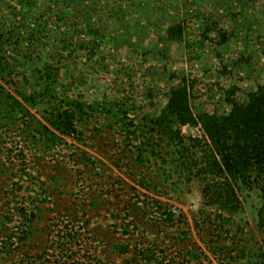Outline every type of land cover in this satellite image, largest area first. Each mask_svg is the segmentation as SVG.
Returning a JSON list of instances; mask_svg holds the SVG:
<instances>
[{"label": "rangeland", "instance_id": "1", "mask_svg": "<svg viewBox=\"0 0 264 264\" xmlns=\"http://www.w3.org/2000/svg\"><path fill=\"white\" fill-rule=\"evenodd\" d=\"M162 2L136 0L130 11L152 19L159 35L141 48L148 53L144 78L158 82L141 103L142 89L122 86L131 49L120 50L125 65L122 57L96 61L113 53L110 45L98 54L88 48L96 34L87 30L65 46L64 27L47 31L50 0L33 7L0 0V264L258 262L259 192L240 195L241 212L202 200L207 180L199 183L197 169L211 152L202 124L173 123L170 141L152 121L160 122L167 93L182 79L196 114L207 100L220 109L215 91L236 88L244 100L259 92L264 0H166L157 11ZM111 6L92 17L111 22L108 39L112 22L122 27ZM41 22L29 36L26 30ZM178 22L184 39L171 42L165 30ZM24 32L28 38L20 41ZM135 82L143 85V77ZM193 160L202 163L196 168Z\"/></svg>", "mask_w": 264, "mask_h": 264}, {"label": "trees", "instance_id": "2", "mask_svg": "<svg viewBox=\"0 0 264 264\" xmlns=\"http://www.w3.org/2000/svg\"><path fill=\"white\" fill-rule=\"evenodd\" d=\"M26 1L27 7H33L35 4L40 3L42 0H23ZM136 0H50V6H48L43 13L49 17L48 24L50 25L52 20L53 25L51 29L47 31L56 33L58 30L65 28L62 42L65 46H69L71 39L78 38L84 34L87 30L98 36V40L101 41L91 42L88 48L92 52L99 53L100 48L109 47L113 51L109 56H100L99 60L104 61L108 57L121 58L126 64V58L121 53V49H125L134 53L132 55V64L128 66L129 74L126 75L128 78L123 79L122 86H129L128 83H132L131 87L137 91H143L141 94V103L147 102L153 97L156 86L147 82L144 78L142 71H145L144 61L142 62L143 56H147V52H142L141 48L144 47V43H147L151 35L154 37L159 36L156 30H153L151 24L153 20L147 19V22L141 21L140 14L131 13V9L136 5L134 2ZM129 2L131 5L129 6ZM133 2V4H132ZM111 11L108 13L112 17H116L122 27L117 22H112V26H117L114 28V32L110 34V39H108V34H106L110 29L106 26L105 22L99 20L98 23H94L92 17L96 13L100 12L105 8H109L111 5ZM114 4V6H113ZM161 5H158L157 11L166 9V0H163ZM138 5L144 6L142 2ZM26 17V16H25ZM126 17H129L126 19ZM138 18V19H137ZM23 20L26 18H22ZM136 27L132 25V20H136ZM35 20V19H34ZM25 21L21 25V29H25ZM38 21V20H36ZM35 21V22H36ZM172 24L167 27L166 34L171 42H182L184 39V29L182 28V23ZM105 24V25H104ZM43 22L36 25L37 29H32L30 31L26 30L27 33L33 32L31 37H34L35 31L41 30L43 27ZM97 26L96 28H94ZM47 27V26H45ZM149 31H147L148 29ZM137 30V32L133 30ZM156 31V33H155ZM20 33L19 40L25 41L27 33ZM144 33L143 38L142 35ZM133 34L136 36L133 37ZM137 37V43H133V39ZM139 41V42H138ZM139 43V44H138ZM158 43H160L158 41ZM127 47V48H126ZM110 50V51H111ZM115 54L117 56L115 57ZM100 55V54H99ZM140 64L143 68H140ZM105 69L106 67L103 66ZM140 68V69H139ZM108 69V68H107ZM143 77V85L141 83L137 84L136 78ZM188 80L182 79V82L171 89L167 96L169 98V103L166 112H163L162 116L159 117L160 122L152 121L155 126L159 125L163 136L166 138L170 137L171 127L174 124L187 125V124H198L201 123L202 127L205 129L206 137L210 140V157L205 161L204 165L199 160H193L196 163V168L198 164H201L198 173L196 175L199 178V183H202V177L205 176L204 189V201L208 200L210 204L215 207H220L228 210H234L233 212H238L243 209L242 200L239 199L241 194L250 191H258L261 199V209L259 210V228L264 230V85L261 86L260 90L256 94H250L249 99H240L234 95L235 89L232 92L226 93V95H219L218 91H215L213 96L220 103V109L214 106V102L207 100L203 101L201 104V111L196 114L192 106V95L191 88L188 84ZM153 85V87L151 86ZM158 87V86H157ZM131 88V89H132ZM205 92H208L207 88H202ZM237 90V89H236ZM121 93V92H119ZM158 94L161 93L158 91ZM222 98V99H221ZM144 101V102H143ZM123 102V101H122ZM226 103H229L230 108H226ZM213 109H206L209 106ZM125 106V104H124ZM108 106H104L106 109ZM223 107V108H222ZM222 108V111H221ZM224 109V111H223ZM111 109L107 110L110 111ZM166 123V124H165ZM154 129V128H152ZM160 131V129H158ZM186 152L188 150L183 147L182 155L186 158ZM193 163V162H192ZM185 164V163H184ZM189 164V163H188ZM187 164V165H188ZM203 172V174H202ZM231 208H228V207ZM257 253L259 256L258 262L256 264H264V240Z\"/></svg>", "mask_w": 264, "mask_h": 264}]
</instances>
